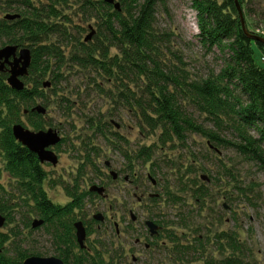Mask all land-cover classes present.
Returning <instances> with one entry per match:
<instances>
[{
  "label": "trees",
  "instance_id": "1",
  "mask_svg": "<svg viewBox=\"0 0 264 264\" xmlns=\"http://www.w3.org/2000/svg\"><path fill=\"white\" fill-rule=\"evenodd\" d=\"M71 1L0 0V12L4 15H21L14 20L0 17V43L26 46L32 52L24 89H13L7 81L9 73L0 72V212L6 217L7 225L14 222L15 215L21 210L43 218L44 224L39 228L44 227L51 235L57 257L66 264H117L114 254L110 255V261L104 260L106 250L92 248L94 253H91L86 248L81 249L80 255L74 253L75 247H79L74 223L81 215L86 221L83 216L85 202L95 196L89 190L80 189L86 167L95 165L92 158V153L97 152L94 141L90 139L86 143L87 154L74 179L76 184L64 186L69 201L59 204L50 198L45 187L49 180L45 164L15 138L12 130L16 123H27L35 130L46 129L44 115L32 111V107L38 103V97L47 98L43 88L46 76H51L53 87L61 83L66 59L64 39L76 41L70 60L81 67L92 68L94 82L100 77L116 80L115 101L134 110L141 127L151 133L159 132L158 142L162 145L176 141L184 144L189 136L200 134L207 138L213 152L232 147L239 156L255 162L262 169L264 63L256 61L255 46L264 49V43L254 40L252 35L257 34L249 30L247 23L243 24L238 3L242 7L245 2L247 5V0H192V6L197 10V37L201 46L207 51L218 49L223 52V66L219 71L194 78L183 56L168 45L171 34L156 26L159 6L166 7V0H115L121 3V10L107 0H74L78 4V15L96 21L98 33L96 41L91 42H83L71 32L73 22L64 12ZM112 49L117 52L112 54ZM168 54L175 59L169 58ZM58 91L55 88V93ZM59 102L69 107L73 100L62 93ZM189 106L203 117L202 122L189 112ZM88 121L91 129L109 139L104 131L108 122L102 124V120L96 121L93 117ZM205 121L211 122L213 129L206 127ZM223 129H230L234 139L222 136ZM114 135L123 139L118 132ZM64 142L66 139L62 138L57 147ZM126 155L131 160L132 155ZM137 157L150 161L151 146H144ZM4 172L11 179V189L1 182ZM227 176L230 178L225 181ZM209 178V182L196 176L183 181L186 184L181 186L182 190L189 191L193 208L179 211L176 225L191 229L189 231L194 234L193 240L188 238L189 231L183 235V240L174 231L168 234V240L174 243L172 252H176L174 263L191 264L201 260L209 246L214 245L222 253L231 250V255L218 260L207 255L203 264H245L243 245L236 232L221 230L213 235L210 232L200 234L201 228L193 221L194 214L207 209L213 213L215 196L224 191V185L238 181L224 162L219 166L217 176L211 174ZM57 182L52 180L51 184ZM211 185L217 195H213ZM236 187L243 191L240 186ZM168 199L175 204L185 201L170 193ZM24 223L33 231L30 221ZM19 226H10L9 232L0 231V264H23L26 257L41 254L23 247L26 240Z\"/></svg>",
  "mask_w": 264,
  "mask_h": 264
},
{
  "label": "rangeland",
  "instance_id": "2",
  "mask_svg": "<svg viewBox=\"0 0 264 264\" xmlns=\"http://www.w3.org/2000/svg\"><path fill=\"white\" fill-rule=\"evenodd\" d=\"M166 1V7L159 6L156 26L158 30L171 34V42H168L171 49L183 56L187 69L194 78L219 71L223 66V52L218 49L207 51L201 46L197 37V10L192 6V0ZM70 3L64 12L73 22L72 34L83 42L94 41L98 33L96 21L78 15V4L74 0ZM245 4L241 8L249 30L264 37V0H247V5ZM4 16L0 12V17ZM93 32V36L86 40ZM51 39L55 40L56 37ZM68 40L70 39H64L66 45L63 46L66 53L62 67L63 77L61 83L54 86L59 91L55 93L51 76H46L43 88L47 98L38 97L36 105L41 104L47 109L43 114L46 129H56L66 139L61 146L54 147L59 156L58 164L54 166L45 163V169L49 172L45 187L55 203L66 204L69 201L70 197L64 186L76 184L74 179L79 175V168L87 154L86 143L93 140L96 144L97 152L92 153L95 165L86 167L84 176L80 179V189L89 190L91 185L97 184L105 186L108 196L95 194L84 205V222L88 227L86 244L90 252L94 253L92 248L106 250L104 260L110 261V255L114 254L117 264H176V252L161 248L163 240L171 245L172 242L167 237L161 236L155 240L158 248L152 252H146L144 245L136 244V238H141L143 243L149 242L151 236L145 229L144 221L158 216L164 225L166 236L174 231L183 240V235L191 229L176 225L179 222V211L193 208L189 191L182 190L181 186L186 184L183 181L192 180L196 176L209 182V175L216 177L219 166L224 162L238 180L237 183L224 185V191L215 196L213 213H209L208 209L206 212H199L194 214L193 221L201 228L200 234L210 232L213 235L221 230L236 232L243 245L245 264H264V169L239 156L232 147L221 148L219 153L213 152L207 138L200 134L189 136L184 144L176 141L162 145L158 142L159 132L151 133L141 127L136 112L123 106L118 100L115 101L118 92L115 79L100 77L94 82L92 68L81 67L70 60L76 41L73 38ZM5 45L7 44L0 43V48ZM116 52V49L111 50L112 54ZM168 57L175 59L170 54ZM255 58L257 62L264 63V49L255 46ZM23 80L26 84L25 78ZM44 82H50V86H44ZM98 82L100 87L96 84ZM62 93L72 98L73 103L69 107H64L59 102ZM188 108L200 122L203 121V117H199L192 106ZM92 117L96 121L102 120V124L108 122L104 131L109 139L90 128L88 120ZM205 122L206 127L213 129L211 122ZM25 125L31 128L27 123ZM115 132L123 139L115 136ZM222 136L234 139L230 129H223ZM144 146H151L152 158L148 162L137 157ZM126 154L132 155L131 160ZM112 171L119 174L117 179H113ZM229 178L227 176L224 180L228 181ZM52 180L58 182L52 185ZM1 182L7 188L11 189L13 186L6 172L3 173ZM235 185L240 186L243 191H239V187L235 188ZM210 187L213 189V185ZM168 193L178 195L185 201L175 204L172 199L169 201ZM212 193L217 195L215 189ZM150 194L158 196V200L152 202ZM139 197H142L141 201ZM131 211L138 216V221L132 220ZM97 213L107 215V220L102 222L93 219ZM35 218L41 217L21 210V213L15 215L14 222L7 225L6 221L0 231L9 232L10 226L19 224L22 237L26 240L23 242L24 248L41 253L39 256H57L53 238L44 227L32 228L33 231L31 227H25L24 222L32 223ZM79 219L83 221L82 215ZM116 223L122 230L121 235L116 234ZM187 234L193 240L194 233L189 231ZM74 253L80 255L81 248L75 247ZM207 255L218 260L223 256H230L231 250L222 253L214 245H210L203 258L191 264H203Z\"/></svg>",
  "mask_w": 264,
  "mask_h": 264
},
{
  "label": "water",
  "instance_id": "3",
  "mask_svg": "<svg viewBox=\"0 0 264 264\" xmlns=\"http://www.w3.org/2000/svg\"><path fill=\"white\" fill-rule=\"evenodd\" d=\"M114 4L115 8L121 10V3L115 0H107ZM240 16L245 26V19L243 11L238 3ZM21 15L19 13H7L6 19L14 20ZM94 32L91 33L86 40H89L93 36ZM254 40H258L264 43V37L252 35ZM32 63V52L29 47H19L16 44H7L0 48V72L5 70L8 71V84L15 90H22L25 87L23 78L29 75V69ZM44 86H50V82H44ZM32 111L45 114L47 109L41 104L36 105L32 108ZM27 113V110H25ZM15 138L21 142L24 146L28 147L31 151L36 153L41 163H51L57 165L59 162V156L55 152L54 147L62 141V136L59 131L53 128L34 130L22 123H16L12 127ZM114 179L117 178L118 174L115 171L111 172ZM206 179V178H205ZM207 180L209 178L207 177ZM155 183V182H154ZM90 191L96 192L99 195L105 194V187L93 184L89 188ZM95 219L101 220L103 214L97 213L94 215ZM7 219L0 212V229L5 225ZM44 224L43 218H35L32 222V227L37 228ZM147 225L151 228L152 233H156L158 225L151 220L147 221ZM76 229L77 241L81 248L86 247L87 230L84 222L78 220L74 223ZM23 264H66L61 258L57 256H39L30 255L23 260Z\"/></svg>",
  "mask_w": 264,
  "mask_h": 264
},
{
  "label": "flooded vegetation",
  "instance_id": "4",
  "mask_svg": "<svg viewBox=\"0 0 264 264\" xmlns=\"http://www.w3.org/2000/svg\"><path fill=\"white\" fill-rule=\"evenodd\" d=\"M5 71H7V70H5ZM118 176H119V174H118ZM118 176H117V178H118ZM116 178V179H117ZM114 179V178H113ZM100 186V185H99ZM105 187V186H104ZM90 191V190H89ZM90 192H92V193H95V194H97L96 192H93V191H90ZM100 196H103V197H107L108 196V194H107V192H106V188H105V194L104 195H100ZM150 198H151V200H152V202L154 201H157L158 199H157V197L158 196H156L155 194L153 195V194H150V196H149ZM142 200V197H139V201H141ZM107 215H105V214H103V218L100 220V221H102V222H104V221H106L107 220ZM131 218H132V220L133 221H138V216L134 213V212H132L131 211ZM93 219H95V217L93 216ZM96 220V219H95ZM148 220H151V221H154L157 225H158V227H157V229H156V233H152V231H151V228L147 225V221ZM84 222V221H83ZM84 224H85V226H86V230H87V223L86 222H84ZM144 226H145V229L148 231L147 233H149L150 234V236H151V238H150V241L148 242V241H145L144 243H143V241H142V239L141 238H139V237H137L136 238V241H135V243L136 244H138V245H144V249H145V251L146 252H152V251H155L156 250V248H158V243H156L155 242V240H158L161 236H164L165 238L166 237H168V236H166L165 235V230H164V225L162 224V222L158 219V217H153V219H147V220H145L144 221ZM115 230H116V234L117 235H121V233H122V230L119 228V226H118V223H116L115 224ZM127 232V231H126ZM168 242L167 241H164L163 240V244H162V246H161V248L163 249V250H165V248L167 249V251L169 252V251H172L173 249H174V243H171V245H169V244H167ZM172 246V247H171ZM79 247H80V245H79ZM81 248V247H80ZM86 248H88L87 247V244H86V247L85 248H81V249H86ZM126 250V249H125ZM169 255L171 256V257H173L172 255H171V253H169ZM134 257V256H133ZM135 258V257H134Z\"/></svg>",
  "mask_w": 264,
  "mask_h": 264
}]
</instances>
